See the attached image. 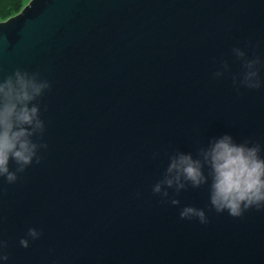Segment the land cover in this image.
Wrapping results in <instances>:
<instances>
[{
    "label": "water",
    "instance_id": "obj_1",
    "mask_svg": "<svg viewBox=\"0 0 264 264\" xmlns=\"http://www.w3.org/2000/svg\"><path fill=\"white\" fill-rule=\"evenodd\" d=\"M247 41L264 58V0H28L0 19V75L53 85L43 161L0 195V264H264V211H210L207 185L180 206L152 192L166 152L225 133L264 144V88L212 76L224 60L239 72ZM185 205L210 223L181 220ZM30 227L43 235L23 248Z\"/></svg>",
    "mask_w": 264,
    "mask_h": 264
},
{
    "label": "clouds",
    "instance_id": "obj_2",
    "mask_svg": "<svg viewBox=\"0 0 264 264\" xmlns=\"http://www.w3.org/2000/svg\"><path fill=\"white\" fill-rule=\"evenodd\" d=\"M252 41L244 47L234 46L232 56L239 61L240 71L231 73L227 60L221 62L220 70L213 79L231 74L232 87L239 94L242 88H264V58L255 53ZM246 49H252L249 56ZM2 71V69H0ZM52 83L39 71L17 67L12 73L0 75V195L7 194V185L16 184L27 169L43 161L42 152L49 147L44 139L46 122L42 118L41 99L52 89ZM46 111V106L43 107ZM158 159L159 152H154ZM168 165L161 179L152 186L154 195L161 202L180 206L176 198L189 188L208 186L210 211L227 213L232 218H242L252 210L264 211V144L252 137L239 141L230 133L211 138L205 146L197 148L195 155L179 149L165 153ZM169 189H173L172 196ZM137 197L141 193H136ZM181 220H196L202 225L210 223L203 208L185 205L180 208ZM43 235L30 227L19 240L20 246L29 248L31 241ZM9 242L0 238V259L7 261Z\"/></svg>",
    "mask_w": 264,
    "mask_h": 264
},
{
    "label": "trees",
    "instance_id": "obj_3",
    "mask_svg": "<svg viewBox=\"0 0 264 264\" xmlns=\"http://www.w3.org/2000/svg\"><path fill=\"white\" fill-rule=\"evenodd\" d=\"M27 0H0V19L15 14L25 5Z\"/></svg>",
    "mask_w": 264,
    "mask_h": 264
},
{
    "label": "rangeland",
    "instance_id": "obj_4",
    "mask_svg": "<svg viewBox=\"0 0 264 264\" xmlns=\"http://www.w3.org/2000/svg\"><path fill=\"white\" fill-rule=\"evenodd\" d=\"M28 1V0H27Z\"/></svg>",
    "mask_w": 264,
    "mask_h": 264
}]
</instances>
